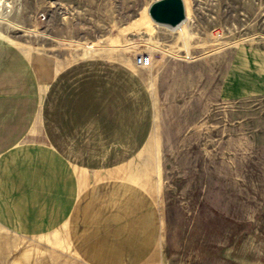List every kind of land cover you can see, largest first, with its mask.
Returning a JSON list of instances; mask_svg holds the SVG:
<instances>
[{"label": "rangeland", "instance_id": "1", "mask_svg": "<svg viewBox=\"0 0 264 264\" xmlns=\"http://www.w3.org/2000/svg\"><path fill=\"white\" fill-rule=\"evenodd\" d=\"M155 1L0 0V37L36 66L116 61L142 76L154 122L121 171L161 214L144 264H264V0H183L174 28L151 18ZM0 232V264L23 247L27 263L85 264L63 230Z\"/></svg>", "mask_w": 264, "mask_h": 264}, {"label": "crops", "instance_id": "2", "mask_svg": "<svg viewBox=\"0 0 264 264\" xmlns=\"http://www.w3.org/2000/svg\"><path fill=\"white\" fill-rule=\"evenodd\" d=\"M153 122L135 68L36 66L0 37V226L23 236L63 230L85 264L146 263L161 214L145 188L116 173L134 163Z\"/></svg>", "mask_w": 264, "mask_h": 264}, {"label": "water", "instance_id": "3", "mask_svg": "<svg viewBox=\"0 0 264 264\" xmlns=\"http://www.w3.org/2000/svg\"><path fill=\"white\" fill-rule=\"evenodd\" d=\"M149 14L157 24L177 27L185 20L183 0H157L151 4Z\"/></svg>", "mask_w": 264, "mask_h": 264}, {"label": "bare ground", "instance_id": "4", "mask_svg": "<svg viewBox=\"0 0 264 264\" xmlns=\"http://www.w3.org/2000/svg\"><path fill=\"white\" fill-rule=\"evenodd\" d=\"M2 33L0 32V35H1ZM41 73V72H40ZM39 75V74H38ZM50 76V75H49ZM32 95V94H31ZM23 116V115H22ZM5 119V118H4ZM4 121V120H3ZM21 121V120H20ZM6 122H8V121H6ZM10 123V122H9ZM23 125H25V124H23ZM2 126V125H1ZM2 142V141H1ZM3 147V146H2ZM122 170V168L121 169H119V173H118V176H120V177H124L125 175L124 174H122L123 172L121 171ZM1 233V232H0ZM44 237L42 238L44 241H47V240H58V230H56V231H54V234L53 235H49V234H45V235H43ZM41 242V241H40ZM42 243V242H41ZM21 244H19V246H20ZM1 247V246H0ZM2 247H4L3 245H2ZM27 247V246H26ZM7 248V247H6ZM6 251V250H5ZM4 251V252H5ZM1 252V251H0ZM7 254V253H6ZM30 254V248L28 247V248H25V247H23V250H22V254H21V256L20 257H16L14 260H13V262L11 263V264H32V262H25L24 260H23V256L24 257H26V256H28Z\"/></svg>", "mask_w": 264, "mask_h": 264}, {"label": "built area", "instance_id": "5", "mask_svg": "<svg viewBox=\"0 0 264 264\" xmlns=\"http://www.w3.org/2000/svg\"><path fill=\"white\" fill-rule=\"evenodd\" d=\"M134 62L138 68H148L151 65V59L147 53L138 54Z\"/></svg>", "mask_w": 264, "mask_h": 264}]
</instances>
